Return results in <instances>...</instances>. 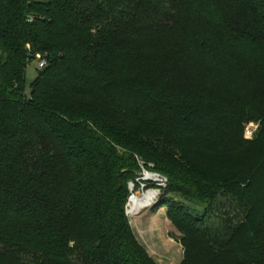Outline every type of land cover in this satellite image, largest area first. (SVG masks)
Listing matches in <instances>:
<instances>
[{"label":"trees","instance_id":"trees-1","mask_svg":"<svg viewBox=\"0 0 264 264\" xmlns=\"http://www.w3.org/2000/svg\"><path fill=\"white\" fill-rule=\"evenodd\" d=\"M139 162L180 264H264V0H0V264H159Z\"/></svg>","mask_w":264,"mask_h":264},{"label":"rangeland","instance_id":"rangeland-1","mask_svg":"<svg viewBox=\"0 0 264 264\" xmlns=\"http://www.w3.org/2000/svg\"><path fill=\"white\" fill-rule=\"evenodd\" d=\"M37 70L38 60L32 61L27 66L25 73L27 92L36 77ZM139 166L141 172L136 175L133 182L127 184L129 196L125 214L131 229L140 244L157 263L179 264L183 255V249L178 242L179 234L166 217V207H160L158 204L161 192L166 188V179L145 170L141 162ZM140 195L149 199V206L140 209L141 211L139 210L134 216L129 215L127 210L130 199Z\"/></svg>","mask_w":264,"mask_h":264},{"label":"bare ground","instance_id":"bare-ground-1","mask_svg":"<svg viewBox=\"0 0 264 264\" xmlns=\"http://www.w3.org/2000/svg\"><path fill=\"white\" fill-rule=\"evenodd\" d=\"M148 206H149V199L146 196H141V195L140 196H134L129 201V206H128L127 212L129 215L134 216L140 209L146 208Z\"/></svg>","mask_w":264,"mask_h":264},{"label":"built area","instance_id":"built-area-1","mask_svg":"<svg viewBox=\"0 0 264 264\" xmlns=\"http://www.w3.org/2000/svg\"><path fill=\"white\" fill-rule=\"evenodd\" d=\"M45 66V62L42 60L38 61V69H42ZM257 129V126L254 124H249L244 130V138L250 140L253 137V133Z\"/></svg>","mask_w":264,"mask_h":264},{"label":"water","instance_id":"water-1","mask_svg":"<svg viewBox=\"0 0 264 264\" xmlns=\"http://www.w3.org/2000/svg\"><path fill=\"white\" fill-rule=\"evenodd\" d=\"M24 98L26 99V95L24 96Z\"/></svg>","mask_w":264,"mask_h":264},{"label":"crops","instance_id":"crops-1","mask_svg":"<svg viewBox=\"0 0 264 264\" xmlns=\"http://www.w3.org/2000/svg\"><path fill=\"white\" fill-rule=\"evenodd\" d=\"M181 261H182V260H181ZM180 263H181V262H180ZM180 263H179V264H180Z\"/></svg>","mask_w":264,"mask_h":264}]
</instances>
